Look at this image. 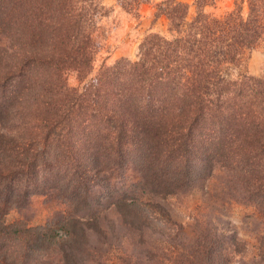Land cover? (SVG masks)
I'll return each mask as SVG.
<instances>
[{"label":"trees","instance_id":"obj_1","mask_svg":"<svg viewBox=\"0 0 264 264\" xmlns=\"http://www.w3.org/2000/svg\"><path fill=\"white\" fill-rule=\"evenodd\" d=\"M10 1L2 0L7 2L4 5ZM60 1L59 8L66 6L67 0ZM170 2L174 6L166 14L175 38L153 33L140 45L137 60L121 58L82 87H52L44 94L48 108L44 119L50 124L41 127V135L25 141L27 147L42 144L35 145V161L45 157L50 146H58V152L64 147L57 156L68 160L69 171L59 205H73L74 213L90 207L91 220L97 210L90 203L102 201L96 189L109 190V172L125 174L130 164L140 173L132 186L166 198L192 187L197 163L211 166L221 161L233 178L247 184V195L264 205V80L251 75L231 79L227 74L264 38V0H250L248 16L239 6L224 17L209 16L198 2L192 22H187V3L164 0L158 8ZM68 12L59 11L56 25L36 26L32 40L23 43L31 56L19 61L22 69L34 59L47 62L51 82L67 80L71 72L80 82L89 76L97 44L79 15L65 20ZM10 173L0 171V220L1 216L4 219L0 235L23 236L17 229L9 231L13 225L5 224L9 206L17 203L9 193L7 198L4 195L3 184L15 192L11 180L18 171ZM143 203L126 193L111 205L133 216L132 223L142 231L148 221ZM155 206L161 209L160 204ZM71 222L73 236L77 232L73 222H80V217ZM18 235L15 240H0V264H30L34 259L36 264H53L43 260L39 251L52 250L55 240L44 235L16 240ZM60 241L59 247L65 249L67 243ZM141 243L145 246L147 242ZM112 248L120 250L117 260L102 254L97 258L96 246H92L93 264H262L264 260V241L259 247L260 262L239 258L243 247L237 240L226 249H220L217 240H171L169 244L154 243L147 250L145 246V257L134 258L125 256L128 252L120 244L103 241L99 250L108 254ZM63 257L62 264H84L83 258L68 253Z\"/></svg>","mask_w":264,"mask_h":264},{"label":"rangeland","instance_id":"obj_2","mask_svg":"<svg viewBox=\"0 0 264 264\" xmlns=\"http://www.w3.org/2000/svg\"><path fill=\"white\" fill-rule=\"evenodd\" d=\"M163 1L113 0L112 4H105L108 0H67L66 6L59 8L60 0L52 3L45 0L42 4L41 0H11L8 5L0 0V171H18L11 180L15 192L2 185L6 198L9 193L12 199H17V203L9 206L5 224L13 225L9 231L17 229L23 233V236L16 233V240H35L42 235L55 240L54 250L39 251L43 260L49 263L59 264L68 253L83 258L84 264H93L92 246H96L97 258L102 254L104 258L117 260V256H121L118 249L112 248L108 254L100 252L103 241L125 247L128 252V255L123 253L125 256L145 257V246L147 250L154 243L169 244L171 240L187 243L217 240L220 249H226L232 240H237L243 247L239 258L242 256V260L251 262L257 259L260 262L259 247L264 241V205L247 195V184L233 178L221 161L213 162L211 166L197 163L192 187L166 198L157 197L147 189L142 190L141 186H132L140 176L139 170L133 171L134 165L130 164L125 174L121 170L109 172L110 189L99 186L96 190L101 193V203H90L91 208L97 210L96 218L91 220L90 207L74 213L73 205H59V195L64 194L68 181L66 172L69 171L68 160L57 156L63 154L64 147L58 152V146H50L47 155L35 161V145L42 144L26 146L28 138L41 135V127L50 124L44 119L48 109L45 96L52 87L64 90L82 87L94 80L103 67L111 66L121 58L137 60L140 45L153 33L168 40L175 38L176 32L172 30L166 14L174 4L170 2V5L158 8ZM178 1L188 4L187 22H192L197 15L198 2L209 16L216 17H224L239 6L248 16L250 5V0ZM61 9L69 11L65 20L79 15L82 26L92 32L97 44L93 70L83 82L75 72L69 73L67 80L51 82L47 62L32 59L29 61L32 63L23 69L19 65V61L31 56V51L23 43L32 40L37 25L39 28L44 23L56 25V16L61 15ZM240 63L230 68L229 78L239 80L243 75H251L264 80V38L259 45L245 52ZM29 171L31 175L26 174ZM126 193L142 200L143 207L147 205L144 216L148 221L142 231L132 223L133 216L111 205ZM155 204H160L161 209L155 208ZM1 217L2 224L4 219ZM73 217H80V222H73L77 232L74 231L72 236ZM16 235L2 234L0 240H15ZM60 240L67 243L65 249L59 247ZM140 240H145L146 245H139ZM133 244L137 248H133ZM36 260L30 264H36Z\"/></svg>","mask_w":264,"mask_h":264},{"label":"crops","instance_id":"obj_3","mask_svg":"<svg viewBox=\"0 0 264 264\" xmlns=\"http://www.w3.org/2000/svg\"><path fill=\"white\" fill-rule=\"evenodd\" d=\"M105 1H106V0H105ZM183 1H186V2L191 3L193 0H183ZM112 2H113V0H108V2H105V4H106V3L112 4ZM109 4H107V5H109ZM153 26H155V25H153ZM152 28H154V27H152Z\"/></svg>","mask_w":264,"mask_h":264}]
</instances>
